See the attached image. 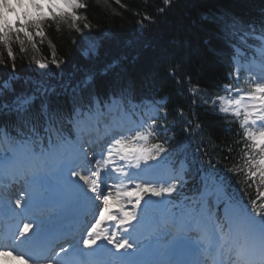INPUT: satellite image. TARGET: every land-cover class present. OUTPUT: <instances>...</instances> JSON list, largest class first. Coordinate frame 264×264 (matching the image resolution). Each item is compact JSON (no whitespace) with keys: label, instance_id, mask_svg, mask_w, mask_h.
<instances>
[{"label":"snow or ice","instance_id":"snow-or-ice-1","mask_svg":"<svg viewBox=\"0 0 264 264\" xmlns=\"http://www.w3.org/2000/svg\"><path fill=\"white\" fill-rule=\"evenodd\" d=\"M164 2L168 4L170 0ZM45 7L49 9L48 12ZM85 7L80 0H0V45L8 46L13 34L19 39L23 33L31 41L33 37L29 31L30 22L37 28L36 34L43 35L39 30V21L49 15L68 14L76 21L79 17L72 10ZM144 18L150 19L147 16ZM202 18L210 19L211 16L205 12L202 13ZM230 28V35L238 41L232 45V61L237 81L235 93L238 98L234 104L224 95H218L214 99H200L206 94L198 88L190 89L189 94L193 97V104L200 99V103L210 105L215 114H223L225 119L232 116L238 120L242 130L241 159L247 167V175L253 178L259 176L264 181V24L259 29L254 26L245 28L233 21ZM89 39L92 40L89 51L96 54L99 45L93 38ZM20 43L23 45L24 41L21 40ZM7 52L14 59L10 46L7 47ZM0 63L3 61L0 60ZM53 63H56L55 60ZM36 64L44 70L49 67L41 61H36ZM56 66L59 67L58 64ZM12 71L15 72L14 64ZM169 74L175 76L176 72L173 69ZM241 80L248 85V91L239 86ZM3 87L7 88V83ZM93 87V76L90 74L74 87L70 82L64 86L65 92L70 90L73 99V106L68 114L51 105L47 98L50 90L43 85L38 86L32 94L16 96L11 105H0V108L10 107L21 121L16 135L5 137L9 144L7 150L0 151V180L11 176L14 179H25L39 189L55 188V199L38 196L36 207L49 215L55 212L57 218L69 220L81 210H97L94 222L81 234V239L69 243L71 251L61 247L60 252L64 256L61 257L60 264H156L142 258L143 252L133 238L138 224L132 225L131 229L123 227L137 220V216L125 209L122 198H134V208L140 209L145 195L162 197L177 191V186L171 180L161 182L147 179L157 175L160 165L167 159L161 157V153L168 151L163 143H149V140H159L158 133L169 130L167 124L158 127L157 120L167 121L170 113L166 108L157 107L156 115L148 120L131 122L128 117L134 113L126 106L124 92L114 93L101 102L91 93ZM224 91L232 94L233 86H225ZM83 92L88 93L87 98L81 96ZM36 93L40 94L41 102L38 113L34 114ZM176 115L183 118L182 123L191 127L192 122L185 116L183 109H177ZM65 124L71 125V128L66 130ZM85 125L89 133L88 146L94 148L92 152L84 147L81 133ZM196 127L199 129L200 125L197 124ZM73 132L75 138H72ZM117 159L123 162L122 166H116ZM243 170L242 168L241 171ZM82 171L84 174H81ZM229 171L235 173L236 170ZM136 180L141 182L135 183L133 188L126 187V182ZM53 181L57 184L54 185ZM229 182V177L209 171L205 188L211 184L217 193H223ZM113 188L117 189L115 197L112 195ZM260 195L264 198V193ZM153 203L151 200L145 201L144 208L141 209V221L146 218ZM194 203L199 201L194 200ZM16 204L19 205L20 201L17 200ZM112 206L117 210H111ZM105 221L111 222L116 229L122 228L126 235L105 231L101 228ZM173 226L178 230L180 245L197 257L196 260L183 264H264V205L257 211L255 201L249 208L235 198L229 199L223 219L215 216L202 204L198 210L189 209L183 213L180 222L173 221ZM17 227L19 230L11 232L7 238L11 239L12 245L28 246L32 253V264H43L44 261L51 264L38 251L40 245L34 239L37 233L26 240L18 239L32 231L33 222ZM65 238L74 240L73 230L69 229ZM130 240L132 243H129ZM98 241L106 243L98 244ZM109 244L112 245L111 249L107 247ZM81 245L91 251H83ZM8 247L10 245L5 243L0 257L12 255L7 250ZM121 249L124 251L120 252ZM56 255L59 256L60 253ZM14 258L23 260L24 255L17 254ZM169 264L177 262L171 261Z\"/></svg>","mask_w":264,"mask_h":264},{"label":"trees","instance_id":"trees-1","mask_svg":"<svg viewBox=\"0 0 264 264\" xmlns=\"http://www.w3.org/2000/svg\"><path fill=\"white\" fill-rule=\"evenodd\" d=\"M84 4L78 10L77 26L52 22L39 45L27 43L22 35L23 45L13 39L14 59L8 56V46H0V105H11L16 96L32 94L43 85L54 89L48 95L51 105L68 114L73 99L64 86L70 82L74 87L89 74L94 85L91 93L102 100L120 92L136 99L166 96L169 121L176 123L170 147L190 166L189 181L177 187L175 199L197 198L212 171L230 178L224 188L229 198L249 208L255 201L260 211L264 181L247 175L238 120L215 114L200 99L226 93L224 86L231 83L233 72L232 45L238 43L230 35V25L236 21L238 26L259 29L264 0H170L168 4L164 0H85ZM205 12L210 19L202 18ZM89 37L99 45L96 54L89 52ZM36 61L47 63L48 69L40 71ZM173 69L175 76L169 74ZM192 88L206 94L196 104L189 94ZM36 95L34 114L41 102L40 94ZM81 96L87 98L88 93ZM177 109H183L191 127L181 122ZM20 123L10 107L0 108V127L14 131Z\"/></svg>","mask_w":264,"mask_h":264},{"label":"bare ground","instance_id":"bare-ground-1","mask_svg":"<svg viewBox=\"0 0 264 264\" xmlns=\"http://www.w3.org/2000/svg\"><path fill=\"white\" fill-rule=\"evenodd\" d=\"M74 10V9H73ZM227 97V96H226ZM228 100H230L227 97ZM233 101V100H231ZM246 102V101H245ZM234 104V101H233ZM85 128H87V126H84ZM123 162L120 161V166H122ZM81 174H84L83 171ZM174 173L167 167H160L159 172L157 175L155 176H151V177H147V179H152V180H156V181H161V182H165L168 181V179H172L173 178ZM73 179H78L76 177H73ZM140 180H136L133 182H126V187L128 188H133L135 183H140ZM24 183V184H23ZM81 184H83V181H80ZM21 184L23 185H19V187L21 186L22 189H24L25 191V196H17V200L19 201H24L25 202V208L23 209L25 212H31L32 215H37L35 214L36 212V208L34 207V205H36V199L37 197H44V198H48L51 197L52 199H55L56 197V189H39L37 188L35 185H32L29 182H26L25 179H23L21 181ZM53 184H57L56 181H53ZM20 187V188H21ZM121 191L123 189H120ZM116 188L112 189V195L115 197L116 196ZM27 202V203H26ZM32 203V205H31ZM122 203L124 204V207L127 211L130 212H134L137 216V220L131 221L130 224L125 225L123 227H128L129 229H131L132 225H137L138 224V228L137 231L133 233V238L138 242V245L140 246L142 252H143V256L142 258L145 260H149L152 255L156 257H159L161 254V247H163L162 244L166 243L167 241H171L173 239L176 238V236H178V230L173 227L170 234L168 235H164L162 232V228H164L165 223L168 221V219L165 217L166 215L163 213L162 210L153 212L152 216L149 215V210L147 211V216L146 218L141 221V209H143V205H141L140 209H136L134 208V198H128V197H124L122 198ZM111 210H117L115 208V206H112ZM57 218L55 212L53 213V215H50L48 217L42 218L43 220L41 221L42 224H46V223H50V221H53ZM170 222L173 223V221H176L177 223L180 222V218H174L169 220ZM49 226V225H48ZM48 226H44L42 227L41 230L48 228ZM101 228L104 229L107 232H117L118 235H126V233H123L122 228L121 229H116L114 227V225L109 222V221H105L104 223L101 224ZM99 231V229H98ZM34 231L32 230L31 232L26 233V235H29V237L33 236ZM26 237H22L21 239H24ZM100 243H104V241H98ZM129 243H132V240L129 241ZM27 248H22L20 254H23L26 251ZM114 251V250H113ZM124 250L121 249L120 252H123ZM11 256L8 257H0V264H28L25 260V255H24V259H18V258H14L15 253L13 251ZM120 253H116V255H119ZM47 264V263H46Z\"/></svg>","mask_w":264,"mask_h":264},{"label":"rangeland","instance_id":"rangeland-1","mask_svg":"<svg viewBox=\"0 0 264 264\" xmlns=\"http://www.w3.org/2000/svg\"><path fill=\"white\" fill-rule=\"evenodd\" d=\"M80 3L84 4L85 0H80ZM80 9H82V8H75L74 10H72L79 17V19H80V15L77 14V11L80 10ZM45 11L48 12L49 9L47 7H45ZM79 19H77L76 21H73L71 19V15L61 14V13H56V14H54V16L53 15H49L44 20L39 21V30L42 31L43 35H37L36 34L37 33V28L35 27L34 24H31V22H30L29 31L32 33L33 39L31 41H29L23 35V33H21L18 40L20 42L22 40V36H24L26 38V40H27V43H34V44H38L39 45L44 40V33L46 32V29H47V27L49 26L50 23H52V22H56V23L58 22L59 23L60 21H65L67 23L71 22L74 26H77V23H78ZM262 24H264V20H263ZM260 25L261 24L259 23V26ZM15 38H16V36H15V34H13L12 37L10 38V40H9L8 46H10V44L13 41V39H15ZM0 46H3V45H0ZM39 70L42 71V72L46 71V70L40 69V68H39ZM242 74L246 75V73H243V72H242ZM235 77H236V68L234 69V72L230 75V79L232 81V86H233V93L232 94H228V98L230 100H233V101H235V99L238 98V96L235 93V87H236V84H237V81H236ZM239 86L241 88H243L244 91H248V85L245 84L243 82V80L240 81V85ZM50 91H51V89H50ZM161 124H165V123L159 120L157 126L159 127ZM168 132H169V130L166 131V132L161 131V132H159V134H163L164 135L163 137L165 138L166 137L165 134H167ZM149 142L150 143H157V142H152L150 140H149ZM161 157L162 158L163 157H167V159L164 160V162L161 165L166 164L167 162H170V160H172L173 158L176 159L174 157V154H171L168 151L161 153ZM116 162H115L116 166H120V165H118V164H120V161L118 159L116 160ZM152 163H158V162H152ZM179 176H180V174H179ZM173 177H174V175H173ZM168 180H171V179H168ZM179 182H184V181L183 180H178L177 184H179ZM172 183H174V182H172ZM214 193H215L214 189H212V190L205 189V193L203 195V199H204L203 205L207 206L206 198L210 197ZM224 193H226V192L224 191ZM223 198H225V201H226L225 203H227L228 202V197L224 194ZM149 200L154 202L152 207L149 210L155 211L157 209H162L167 215L173 216V217H178V216L182 215L183 213H186L189 209H197L193 201H189L188 202L187 199H184L181 202L174 201L172 199V194L171 195L165 194L162 197H151L150 195H145L144 199L141 201V205H143V207H144L145 201H149ZM216 201H217V199H216ZM217 203H218V205L221 204L220 202H217ZM156 204H158V205L155 206ZM153 206H155V207H153ZM213 214L215 215V213H213ZM223 218H224V213H222V219Z\"/></svg>","mask_w":264,"mask_h":264}]
</instances>
